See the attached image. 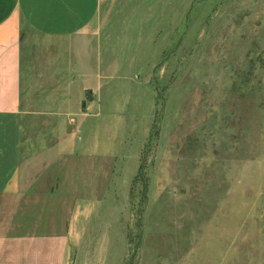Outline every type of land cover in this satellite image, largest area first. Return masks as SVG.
Returning a JSON list of instances; mask_svg holds the SVG:
<instances>
[{
  "label": "rangeland",
  "instance_id": "obj_1",
  "mask_svg": "<svg viewBox=\"0 0 264 264\" xmlns=\"http://www.w3.org/2000/svg\"><path fill=\"white\" fill-rule=\"evenodd\" d=\"M89 32L85 71L30 45L54 65L22 104L57 114L21 119L22 156L69 131L102 152L61 161L76 182L32 220L75 210L70 264H264V0H102Z\"/></svg>",
  "mask_w": 264,
  "mask_h": 264
},
{
  "label": "crops",
  "instance_id": "obj_2",
  "mask_svg": "<svg viewBox=\"0 0 264 264\" xmlns=\"http://www.w3.org/2000/svg\"><path fill=\"white\" fill-rule=\"evenodd\" d=\"M101 2L0 0V264H70L75 210L63 202L68 216L61 226L58 220L48 226L41 219H32L39 217L38 209L45 205L39 200L56 199L58 204L64 197L61 192H69L73 188L76 176L61 175L58 167L61 161L69 162L76 155L100 158L102 152H98L97 143L77 147L76 133L69 131L60 133L45 157L29 159L22 156L21 119L28 114L46 117L57 114L51 109L25 108L22 102L33 99H29L32 95L27 91L24 94L23 86H42L49 77L45 71L50 72L54 65L48 57L37 60L30 45L38 39L48 42L51 39L71 40L72 53L77 58L73 65L80 71L87 69L85 58L90 48L89 28ZM36 51L40 53L42 50L37 48ZM94 76L97 89L101 78L98 72ZM86 88L90 90L88 85H84L82 90ZM96 89L92 92L95 93ZM68 99L66 96L63 100L67 102ZM59 113L69 114L70 109ZM49 168L52 171L45 173Z\"/></svg>",
  "mask_w": 264,
  "mask_h": 264
}]
</instances>
